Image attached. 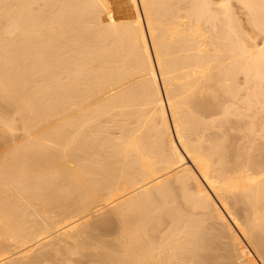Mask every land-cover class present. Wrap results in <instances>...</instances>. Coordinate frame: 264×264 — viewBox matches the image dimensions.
Returning a JSON list of instances; mask_svg holds the SVG:
<instances>
[{
    "label": "bare ground",
    "instance_id": "obj_1",
    "mask_svg": "<svg viewBox=\"0 0 264 264\" xmlns=\"http://www.w3.org/2000/svg\"><path fill=\"white\" fill-rule=\"evenodd\" d=\"M258 38L264 0H0V264H264Z\"/></svg>",
    "mask_w": 264,
    "mask_h": 264
},
{
    "label": "rangeland",
    "instance_id": "obj_2",
    "mask_svg": "<svg viewBox=\"0 0 264 264\" xmlns=\"http://www.w3.org/2000/svg\"><path fill=\"white\" fill-rule=\"evenodd\" d=\"M249 29L250 28L248 27V30ZM256 41H258L261 44L262 47L264 46V42H263V40L261 38H258Z\"/></svg>",
    "mask_w": 264,
    "mask_h": 264
}]
</instances>
